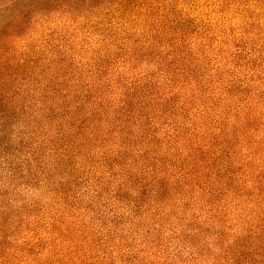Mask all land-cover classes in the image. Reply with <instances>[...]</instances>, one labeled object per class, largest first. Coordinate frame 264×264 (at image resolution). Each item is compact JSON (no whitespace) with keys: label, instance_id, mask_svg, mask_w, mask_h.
Listing matches in <instances>:
<instances>
[{"label":"rangeland","instance_id":"1","mask_svg":"<svg viewBox=\"0 0 264 264\" xmlns=\"http://www.w3.org/2000/svg\"><path fill=\"white\" fill-rule=\"evenodd\" d=\"M117 82L159 99L163 138L234 126L264 92V0H0V264L66 263L95 232L100 264H264L263 214L239 190L264 171V115L216 161L209 196L161 200L170 216L146 221L123 189L124 166L143 169L136 132L115 159Z\"/></svg>","mask_w":264,"mask_h":264},{"label":"trees","instance_id":"2","mask_svg":"<svg viewBox=\"0 0 264 264\" xmlns=\"http://www.w3.org/2000/svg\"><path fill=\"white\" fill-rule=\"evenodd\" d=\"M126 83L117 82V89L114 90V94H122L121 99L125 100L120 101L119 99L118 104H113L111 109L113 113L117 108L121 111L122 119L117 121L120 122L117 132L122 135L120 136V147L123 146L128 135L134 132L137 133L134 138V143L137 144L138 148L135 149L136 153L131 152V154L138 158L137 161L140 165H143V169L124 166L126 170L123 173V178L130 179L134 187L128 188L125 186L123 189L132 192L136 200L142 195L145 197V200L150 203L146 209L148 213L146 221L152 220V217L157 214L159 215L157 216L158 218L163 215L165 217L170 216V214H168L172 212L170 209H164L162 213H157L160 211L157 208L162 207L159 203L161 200H169L178 195L182 196V200L184 198L185 200L187 198L195 200L197 196L203 198L209 196L210 193L208 188L214 185L211 179L212 175H214L213 168L216 161L224 156L226 149L232 146V138L236 136V134H240L237 135L239 140L249 138V129L256 116L264 115V110H261L259 107L264 105L263 92L259 95V97L261 96L259 101L249 103L242 109L243 114L241 116L240 112H237L235 118L238 117L239 119L235 122L234 126L224 123L222 119H220V121L209 119V121L203 124L192 123L193 127L189 130L184 131L181 128L174 129V131H176L175 133L163 138L161 137V131L156 130L154 126L158 114L153 111V108L155 109L156 104L159 103V99L154 100V105H150L153 104L150 100L153 98L152 92L148 93V96L138 98L140 93L137 91L136 85L127 89L126 87L128 84ZM148 104L149 106H147ZM97 106L98 105H96V107ZM147 111H149V113L145 114ZM3 112L4 111H0V116L4 118ZM1 120L0 118V121ZM1 126L3 125H0V127ZM140 128L142 131H136ZM259 144L261 148L258 150L262 151L264 149V141L259 142ZM139 145H141V149ZM142 147L145 150H143ZM164 149H166L165 153L160 156V152ZM252 149L255 151V146H253ZM123 150L122 147V150L115 152L116 160L127 156L126 152ZM259 174H264V171L260 169L258 174H252L247 182L254 186L251 190L245 185L239 188V190H241V193L249 190L247 194L253 199L259 212L263 214L261 221L264 222V177ZM234 176L235 173H232L231 177ZM233 182L234 181L231 180L232 185ZM231 190H234V188L230 185L225 191L233 194ZM235 191L237 190L235 189ZM135 204L133 210L135 214H140L143 206H140L137 202H135ZM177 217L176 215L175 218L178 219L180 223L189 224V221H191H182L181 218ZM195 218H197V216H195ZM258 229L261 231L254 232L257 241H259L256 246L260 249L259 252H262L264 250L262 247L264 245V226ZM71 231L73 232L71 229L68 233L72 235ZM150 232L152 231H147L146 234ZM91 234L92 235L89 236L90 239H88V245L83 247L75 242L67 256L68 261H66V263L58 262L57 264H100L92 255V253H94L93 245H96V242L99 241L97 236L94 235L100 234L96 232ZM220 236L223 237L222 235ZM128 264L141 263L136 262V258L130 257Z\"/></svg>","mask_w":264,"mask_h":264}]
</instances>
